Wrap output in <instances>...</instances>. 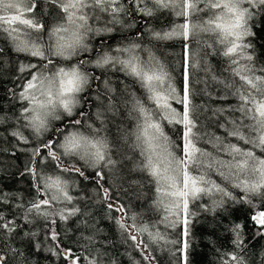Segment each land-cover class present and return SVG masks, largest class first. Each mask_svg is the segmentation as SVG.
<instances>
[{
  "label": "trees",
  "instance_id": "16d2710c",
  "mask_svg": "<svg viewBox=\"0 0 264 264\" xmlns=\"http://www.w3.org/2000/svg\"><path fill=\"white\" fill-rule=\"evenodd\" d=\"M122 3L132 11V15L120 14L123 26L95 40L86 38V42L92 43L93 49L105 51L109 46L114 49L133 42L140 44L137 54L144 60L150 56L155 57L169 73L178 93L182 94L185 41L182 38L155 39L152 33L168 32L183 23V18L177 17L170 9L159 8L153 0H146L145 4L139 5L151 9L152 16L141 15L136 11V5L130 4L129 0H122ZM39 5L37 19L49 28L63 15L55 5L45 0H39ZM201 17H204L203 13L194 17L193 22L199 23ZM250 23L254 24L252 31L255 35L246 38L245 42L252 43V49L248 50L254 57L251 63L259 70L264 68V17L257 16ZM216 39L212 33L200 32L191 38L189 44L196 61V67L190 71L192 117L196 122L194 131L200 135L197 147L224 161L231 160L229 155L217 152L212 144L207 143L209 138L214 140L218 136L225 144H239L264 157V152L258 148L253 149L251 145L228 135L232 129L230 121L239 122L240 113L232 110L239 101L232 95V90L225 87L224 81L234 80L236 85L241 82L238 77H233L225 58L217 55L220 46L216 44ZM0 49L3 50L0 51V217H3L0 223L11 222L13 229L10 232L0 229V255L5 257L4 264H66L63 255L55 254L61 252V249H71L75 256H79L78 264H90V261H98L99 264H174L177 257L172 255V250L179 245L166 241L180 240L182 229L170 227V221L175 217L165 210L164 204L157 203L160 194L156 192L155 181L147 172L141 171L143 156L140 148L136 147L133 135L137 113L131 112L134 103L132 94L146 102L149 109L155 107L147 102L144 89L119 71V65L101 69L84 68L91 78L90 87L81 94L85 97L82 110L86 113L82 130L86 134L96 135L94 129H99V136L106 137L111 145L109 155L116 161V165L114 169L103 168L105 180L101 183L109 189L112 201L123 206L124 212L121 213L109 210L103 191L96 183L95 170L89 165L80 161L76 163L89 177L84 179L75 172H62L56 168V162L47 158V150L33 162L32 149L46 142L52 132L37 135L21 116L27 101H22L19 93L23 90L26 78L30 77L27 72L21 73L19 68L22 63H38V60L17 53L13 42L4 33H0ZM92 57H95V53ZM81 58L88 59V53H83ZM53 59L56 64L63 66L75 64L78 58L68 61ZM247 63L246 60L240 61V64ZM255 74L264 76V72L260 71ZM171 104L177 111L183 112L181 104L175 101H171ZM98 114H102L101 119L97 118ZM89 122L93 125L91 129L87 127ZM160 122L169 140L182 145L183 125L169 124L166 120ZM60 123L51 121L53 128ZM13 133L25 137L28 143H22ZM176 153L181 154L179 149ZM62 159L67 162V158ZM29 169H34L37 176L61 177L67 183L71 202L54 189L44 190L42 183L40 187L46 194H38L37 179ZM221 171L227 179L215 170L211 171L210 179L242 200L244 193L241 188L234 186L239 183L235 179V170H231L232 175H229L230 170L227 168ZM193 174H198L196 169H193ZM241 178L252 177L245 174ZM212 194L215 198L212 201L203 196L190 204L196 215L192 217L189 264H225V261L237 264L231 259L233 255L245 264H264V236L257 235V228L251 219L256 210L247 203L233 202L226 197L223 198L226 201L223 206L217 207L215 202L222 198L221 194ZM53 195L59 198L52 200ZM40 199L50 200L49 205H42L40 209L48 213L47 216L40 215L35 209L27 211ZM163 200L166 203L164 197ZM253 200L260 210H264V202L257 197H253ZM73 208H79L80 211L67 221L60 220L61 212L67 216ZM121 217L128 231H122L116 223V219ZM237 224L242 226L240 231L243 243L240 247H236L233 242L235 233L232 228ZM144 226H148L147 232L137 231ZM53 229L58 233L55 241L51 239ZM149 233H158L162 239L153 242ZM132 235L138 237L139 244L129 238ZM146 256L153 257V260L149 261Z\"/></svg>",
  "mask_w": 264,
  "mask_h": 264
},
{
  "label": "snow or ice",
  "instance_id": "6c2138e0",
  "mask_svg": "<svg viewBox=\"0 0 264 264\" xmlns=\"http://www.w3.org/2000/svg\"><path fill=\"white\" fill-rule=\"evenodd\" d=\"M46 3L55 5L60 13L58 22L51 28L46 23L37 19V11L40 7L39 0H0V33H4L14 44L17 53L34 57L38 63L21 64L19 71L28 73L23 90L19 93L22 101L27 105L21 110V116L27 121L37 135L52 132V136L46 141L32 149L33 162L36 157H42L43 151L47 150V158L56 162V168L62 172H75L84 179H89L81 168L76 166L78 161H83L95 170L96 183L100 185L103 196L108 202L109 210L123 213V206H118L112 201L109 189L101 183L105 180L104 167L115 168L116 161L109 155L111 145L106 137L99 136V129H94L96 135L86 134L82 128L83 118L86 113L82 110V97L90 87V73L84 70L86 64H94L97 68L115 67L119 65V71L137 82L147 94V102L155 107L149 109L146 102L136 98L133 93L134 103L131 112L137 113L136 130L133 133L136 139V147L140 148L143 161L141 171H145L155 181L156 192L160 194L158 204H164L165 210L175 219L170 221V227H181L180 240L166 241L173 245H179L172 250V255L177 257L174 264H189L188 255L192 240V217L196 215L190 208V204L205 195L213 192L221 194V199L216 201L217 207H222L228 198L233 202H244L255 209L251 219L257 228V235L264 236V210L253 200L257 197L264 202V157L258 156L251 149H245L239 144H225L220 137L213 140L209 138L207 143L212 144L217 152H222L231 157L224 161L218 156L197 147L200 139L198 132L194 131L196 122L192 117V80L191 69L196 67L193 53L189 47L191 38L200 32L212 33L216 36V44L221 55L228 62V68L233 77H238L240 84L235 81H224L226 88L232 90L239 103L232 109L239 112V122L231 120L232 129L228 135L237 141H243L251 145L253 149L258 148L264 152V76L256 75L257 71L264 72V68L257 70L251 63L253 55L248 51L253 45L246 38L252 37L255 17H264V0H153L161 9H170L177 17H182L184 22L177 24L170 31L163 34L153 32L155 39L182 38L184 48V71L183 91L178 93L177 88L171 82L169 73L159 64L155 57L148 60L142 59L137 54L141 48L138 43L127 46H117L108 50L93 49L85 43L88 33L112 32L111 28L93 29L89 24L90 19L100 20L101 14L111 17V23H118L121 13L132 15L131 9H126L122 0H45ZM130 4L136 5V11L141 15L152 16L153 12L147 7H139L146 0H129ZM91 12V15L89 14ZM201 17L199 23H194L193 18ZM45 35L47 43H45ZM139 35V33H138ZM103 43V41H101ZM0 51H3L0 49ZM83 53H88L87 60L81 58ZM95 53V59L92 54ZM53 57L65 61L78 58L75 64L59 65L54 62ZM241 60L249 63L240 64ZM235 65L236 67H232ZM99 79V77H96ZM215 79V77H214ZM107 84V82H106ZM171 101L183 106V112L172 107ZM131 114V113H130ZM98 119L102 114H98ZM61 121L54 128L51 121ZM161 120L169 124L183 125L182 145L174 144L169 140L161 125ZM88 128H93L89 122ZM224 127V125H221ZM17 138L24 144L28 140L16 133ZM57 149L59 151H57ZM179 149L181 154H177ZM62 157L67 158L65 162ZM235 170V179L239 183L234 186L241 188L244 197H234L224 187L210 179L211 171H217L222 178L227 179L221 169ZM196 169L198 174H193ZM37 192L40 195L46 193L44 190H55L63 195L64 199L71 202L72 197L68 195L67 183L59 176H37ZM252 177L241 178L242 175ZM163 197H171L165 203ZM59 197L53 195L52 200ZM50 204L49 199H40L34 202L27 211L35 209L40 215L47 216L48 213L41 212V206ZM79 208H73L68 215L63 212L59 214L60 220L67 221L70 216L79 212ZM167 220L168 217L165 216ZM3 217H0V221ZM55 223V221H53ZM122 231H128L122 222V217L116 219ZM241 225L232 228L235 233L233 241L236 247L243 243L241 236ZM0 229L12 231L11 222L0 223ZM137 231H148L144 226ZM58 233L52 230L51 239L56 240ZM153 242H158L162 237L156 233H149ZM131 240L139 244L138 237L132 235ZM60 247L59 244L56 245ZM39 250V244H37ZM143 250V249H142ZM56 255H63L68 264H78L79 256H75L71 249H61ZM149 261L153 257L146 256ZM237 264H245L242 259L235 255L231 257ZM5 257L0 255V264H4ZM90 264H99L98 261H90ZM225 264H228L225 261Z\"/></svg>",
  "mask_w": 264,
  "mask_h": 264
},
{
  "label": "rangeland",
  "instance_id": "374dc122",
  "mask_svg": "<svg viewBox=\"0 0 264 264\" xmlns=\"http://www.w3.org/2000/svg\"><path fill=\"white\" fill-rule=\"evenodd\" d=\"M89 14L91 15V12H89ZM101 15H102L103 18L100 19V20H95V19H90L89 20V24L91 25V27L93 29H96V28L103 29V28L107 27V28L113 29L112 30V32H113V31H116L117 29H120L123 26V22L121 21L120 17H118V19H119L118 23H111L110 22L111 21V17L109 15H107V14H101ZM168 31H170V29ZM107 33L108 32H106V31L102 32V33H96L95 31H93V32L88 33L86 38H89V39L91 38V39L95 40L98 36L104 35V34H107ZM86 38H85V43H87L89 45V47L92 48V46H91L92 43L86 42ZM45 43H47V36L46 35H45ZM122 46H127V45H122ZM137 53L139 54V49H137ZM85 54H87V53H85ZM92 59L94 60L95 57H92ZM85 60H87V59H85ZM87 67L88 68H92V69H101V68L95 67L94 64H86L85 68H87ZM182 143H183V141H182ZM80 162H82V164L87 166V164H85L83 161H80ZM109 168L110 167H108V170H109ZM204 197H208V199L210 201L215 199L213 194L205 195ZM164 199L166 200V202H168L171 199V197H164Z\"/></svg>",
  "mask_w": 264,
  "mask_h": 264
},
{
  "label": "water",
  "instance_id": "95a60500",
  "mask_svg": "<svg viewBox=\"0 0 264 264\" xmlns=\"http://www.w3.org/2000/svg\"><path fill=\"white\" fill-rule=\"evenodd\" d=\"M66 264H68V262Z\"/></svg>",
  "mask_w": 264,
  "mask_h": 264
}]
</instances>
